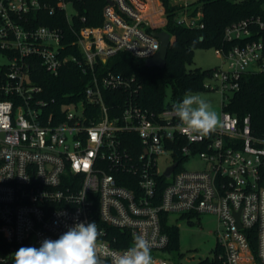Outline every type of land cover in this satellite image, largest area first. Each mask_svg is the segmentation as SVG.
<instances>
[{
  "label": "built area",
  "instance_id": "obj_1",
  "mask_svg": "<svg viewBox=\"0 0 264 264\" xmlns=\"http://www.w3.org/2000/svg\"><path fill=\"white\" fill-rule=\"evenodd\" d=\"M73 1L0 0V264H14L20 247H39L76 222L93 221L109 253L102 257L105 264L138 234L150 241L154 264H172L154 255L169 245L162 226L164 216L169 225V214L215 216L221 264H264V140L252 135L249 116L240 123L222 111V126L200 137L181 126L171 109L141 107L132 94L133 77L106 64L119 52L143 63L153 57L159 40L152 32L167 24L164 6L162 13L147 14L146 0H107L102 25L82 27L69 44L76 56L64 53L60 29L36 26L33 16L62 11L71 24L77 12L70 17L67 9ZM154 14L165 24L154 22ZM175 23L204 26L201 12L192 13L189 4ZM254 27L264 28L259 17L233 23L224 41L248 39ZM215 52L226 66L213 69L203 87L223 95V107L243 74L264 70V43L250 40ZM35 61L51 77L66 64L80 68L88 77L82 97L65 95L61 103L48 97L33 81ZM118 91L127 95L107 104L105 95ZM176 155L199 156L205 168L179 170Z\"/></svg>",
  "mask_w": 264,
  "mask_h": 264
},
{
  "label": "trees",
  "instance_id": "obj_2",
  "mask_svg": "<svg viewBox=\"0 0 264 264\" xmlns=\"http://www.w3.org/2000/svg\"><path fill=\"white\" fill-rule=\"evenodd\" d=\"M164 6L166 23L162 28L155 31H166L173 42L167 51L166 63L163 68H149L140 60L135 59L127 52H119L110 59L106 68L120 73L123 76L133 77V86L137 90L138 104L153 112L171 109L172 104L182 101L186 94L205 92L204 83L211 76L213 69L194 68L188 69L193 61L195 49H222L227 51L234 45H241L245 41L262 39L264 43V28H252V35L245 40L225 42L224 31L229 25L249 17H259L264 23V0H198L195 6L190 4L192 13L200 11L202 14V29H188L177 26L175 18L183 6L172 5L170 0H159ZM107 0H81L73 1V8L77 15L68 24L64 12L55 11L54 16L47 11L37 12L34 25L55 27L63 34L62 45L65 54L73 53L80 55L76 50H69L71 42L77 40V33L82 27H99L102 25V9ZM84 18L85 21L81 20ZM152 32V29H147ZM33 81L45 87L48 97L56 99L57 103L65 102V95L71 96L73 101L82 97L83 89L87 84L88 77L83 75L76 65L66 64L61 69L59 76L51 77L44 72L39 63L35 61L32 68ZM167 90L171 92V99L166 101ZM127 95L121 92H113L105 95V101L114 105L122 101ZM107 96V97H106ZM110 110V109H109ZM222 111L235 116L241 123L245 116L250 118L251 133L255 138L264 140V70H250L243 74L239 80V89L231 95L227 104L221 107ZM111 111V110H110ZM114 114L112 111L110 112ZM111 114V115H112ZM174 160L181 162L179 156ZM159 179H163L161 176ZM162 188H159L161 192ZM163 218V231L169 238L168 252L177 251L179 244L178 227L165 224ZM219 251L215 249L212 261L203 260L197 264H221L216 259Z\"/></svg>",
  "mask_w": 264,
  "mask_h": 264
},
{
  "label": "clouds",
  "instance_id": "obj_3",
  "mask_svg": "<svg viewBox=\"0 0 264 264\" xmlns=\"http://www.w3.org/2000/svg\"><path fill=\"white\" fill-rule=\"evenodd\" d=\"M171 111L190 134L208 136L221 127V118L209 102L198 95L186 94L172 104ZM102 230L93 222H76L57 239H45L39 247H20L14 264H105L102 257ZM112 264H154L151 243L143 235H135L131 246L122 254H112Z\"/></svg>",
  "mask_w": 264,
  "mask_h": 264
},
{
  "label": "rangeland",
  "instance_id": "obj_4",
  "mask_svg": "<svg viewBox=\"0 0 264 264\" xmlns=\"http://www.w3.org/2000/svg\"><path fill=\"white\" fill-rule=\"evenodd\" d=\"M178 0H170V2ZM182 4H192L195 6L198 0H179ZM240 1V0H239ZM159 6V4H158ZM160 9V7H159ZM68 14L71 16L76 14L73 7H68ZM151 13V12H150ZM152 13H162V11L154 10ZM157 19L153 17V19ZM164 18V17H163ZM151 19V18H150ZM173 42V39L172 41ZM193 61L188 66V69L201 68L211 69L215 67H225L222 59L216 55L213 49H195L193 54ZM5 60L0 56V64ZM255 66H251L250 69H254ZM166 101L171 99V92L167 90ZM198 95L205 101L209 102L212 109L216 111L221 118V105L226 102V99L218 91H205L199 93H190L189 95ZM165 159L159 161V171L162 172L166 163ZM205 168V163L201 161L199 156L186 158L182 160L179 170L185 171H197ZM168 223L171 226L178 227V239L179 246L177 251L174 252H155L157 257L165 258L171 261L172 264H197L203 260L212 261L215 255L216 241H217V220L216 217L211 214H198L189 215L188 218L179 214H169Z\"/></svg>",
  "mask_w": 264,
  "mask_h": 264
},
{
  "label": "water",
  "instance_id": "obj_5",
  "mask_svg": "<svg viewBox=\"0 0 264 264\" xmlns=\"http://www.w3.org/2000/svg\"><path fill=\"white\" fill-rule=\"evenodd\" d=\"M152 36L159 40V50L157 53L144 61V65L149 68H163L166 63L167 51L172 43L170 35L166 31H153ZM175 164L170 166L164 173L165 176H169L174 169Z\"/></svg>",
  "mask_w": 264,
  "mask_h": 264
},
{
  "label": "crops",
  "instance_id": "obj_6",
  "mask_svg": "<svg viewBox=\"0 0 264 264\" xmlns=\"http://www.w3.org/2000/svg\"><path fill=\"white\" fill-rule=\"evenodd\" d=\"M172 3V5H178V6H183V5H185V4H182V2L181 1H173V2H171ZM158 4H159V6H158ZM187 4H189V3H187ZM161 5V3H160V1L159 0H146V8H147V10H148V12L150 11V12H152V11H154V10H156V11H159L160 9H159V7H161L160 6ZM190 5V4H189ZM147 14H152V13H147ZM158 16H159V14H154V15H152L151 16V18H158ZM156 19H153V21L154 22H156V23H158L159 21L160 22H162L163 24H165L164 22H165V19L164 18H159V21H157ZM162 24V25H163Z\"/></svg>",
  "mask_w": 264,
  "mask_h": 264
}]
</instances>
